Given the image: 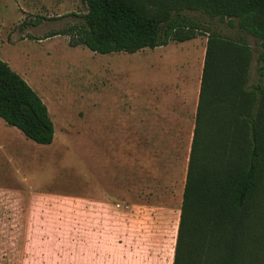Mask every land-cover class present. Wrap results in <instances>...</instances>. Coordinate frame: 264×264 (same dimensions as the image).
<instances>
[{"label": "rangeland", "instance_id": "rangeland-1", "mask_svg": "<svg viewBox=\"0 0 264 264\" xmlns=\"http://www.w3.org/2000/svg\"><path fill=\"white\" fill-rule=\"evenodd\" d=\"M85 11L84 0H0V59L38 94L54 129L51 143L37 144L0 118V187L54 192L60 196L47 203L61 213L68 205L79 212L81 199H100L99 191L108 200L146 204L167 239L161 264H171L187 163L152 157V114L166 108L150 95L166 97L174 87L195 91L209 31L243 36L249 44L247 88L264 81L260 47L236 26L195 11L182 14L206 31L160 49L100 54L69 46L64 34L46 37L81 24ZM38 205L24 227L0 214V264H117V245L82 243L104 232L60 226L57 212L49 216L47 206ZM82 256L91 261L80 262Z\"/></svg>", "mask_w": 264, "mask_h": 264}, {"label": "trees", "instance_id": "trees-1", "mask_svg": "<svg viewBox=\"0 0 264 264\" xmlns=\"http://www.w3.org/2000/svg\"><path fill=\"white\" fill-rule=\"evenodd\" d=\"M81 24L50 31L93 52L184 42L218 19L257 40L264 75V0H84ZM39 19L34 21V25ZM243 36L209 31L171 264H264V81L247 88ZM0 118L37 144L53 139L38 94L0 59Z\"/></svg>", "mask_w": 264, "mask_h": 264}, {"label": "crops", "instance_id": "crops-1", "mask_svg": "<svg viewBox=\"0 0 264 264\" xmlns=\"http://www.w3.org/2000/svg\"><path fill=\"white\" fill-rule=\"evenodd\" d=\"M166 45L157 46L158 48L155 49L164 48ZM159 53L163 54L161 51ZM199 87L200 81L191 94H188L186 88L180 91L174 87L166 97L160 93L150 95V100L154 105L159 99L165 101L164 104L159 102V106L166 108L163 114L159 109L158 115L152 114L153 123L150 127L154 133L151 141L152 157L154 156L159 163L169 164L181 158L183 163L188 164ZM186 170L187 165L184 170L185 176ZM105 193V191H99L100 199H81L83 203L80 204L79 212L74 211L75 205H68V207L65 206L67 210H62L61 213V210L52 209L55 205L49 206L47 203L58 195L54 192L0 187V214L7 220L9 217L16 219L24 227L23 223L27 222L31 213L35 212V207L43 202L42 206H47L46 212L49 216L53 214L52 212H57L62 217V220H56L62 223L60 226L66 228L79 224L81 228L86 227L88 232L92 230L104 232L102 239L100 237L95 241L87 237L86 242L82 243L105 244L110 241L112 245H117L114 249L120 255L115 258L117 264H161L165 259L164 241L167 239L160 230L154 209L146 204L122 203L101 198ZM171 247L170 255L173 256L174 245ZM96 253L100 255V249H97ZM88 259L91 261L90 257L79 258L80 262L82 260L86 262Z\"/></svg>", "mask_w": 264, "mask_h": 264}]
</instances>
